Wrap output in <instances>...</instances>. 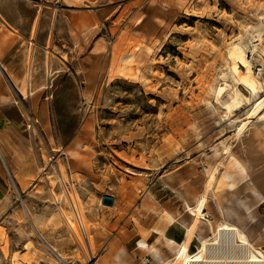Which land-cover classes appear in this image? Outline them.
<instances>
[{
    "label": "rangeland",
    "instance_id": "1",
    "mask_svg": "<svg viewBox=\"0 0 264 264\" xmlns=\"http://www.w3.org/2000/svg\"><path fill=\"white\" fill-rule=\"evenodd\" d=\"M0 27L22 90L41 89L18 101L34 172L27 191L12 186L0 212V264H60L43 240L66 264H90L64 218L74 215L69 193L98 264L117 262L127 241L123 264L152 263L135 249L137 236H162L169 223L184 236L181 226L194 220L187 206L205 194L208 222L222 220L221 206L245 215L237 201L264 220L263 115L238 137L240 120L264 99V0H0ZM236 45L257 97L237 81ZM254 234L264 252V228Z\"/></svg>",
    "mask_w": 264,
    "mask_h": 264
},
{
    "label": "bare ground",
    "instance_id": "2",
    "mask_svg": "<svg viewBox=\"0 0 264 264\" xmlns=\"http://www.w3.org/2000/svg\"><path fill=\"white\" fill-rule=\"evenodd\" d=\"M234 61V71L237 74V81L241 85H246L251 91L253 97L259 96L260 92L257 84L252 80L253 71L251 69V63L247 59L246 51L242 46L236 45L230 54ZM238 61L248 68V71L241 75L239 70ZM36 73L33 65L29 69V79L33 80ZM50 77V67L48 64V72L46 73V78ZM31 96L36 95L41 89H36L35 83H31ZM261 85V84H259ZM262 86V85H261ZM239 93L236 91L233 97L232 103L226 106L229 118L234 116V111L237 110L239 105ZM251 105V103H249ZM253 105V104H252ZM210 109L213 110L212 104L209 105ZM214 117L216 118V123L220 125L221 119L213 110ZM263 115L264 118V99H260L255 105H253L252 110L249 112L248 117L240 120L241 126L239 128L238 137H240L245 131L250 127V124L254 120L260 118ZM37 120H30V125L33 127L36 125ZM229 151V150H228ZM227 151V153H228ZM218 170L214 172L212 178L209 182L207 191L210 192L213 184L216 180V175ZM18 190V189H17ZM251 189V193L257 200L262 201L263 198L258 196ZM69 200L72 203L74 209L73 218H67L64 214V218L67 220L71 232L76 236L77 240L80 242L82 247H87L89 252L92 254L90 264H98L94 258V247L90 241L87 223L81 214L79 199L76 194H68ZM197 205L192 207L187 206V211L194 218L191 226L187 229L186 240L181 244H178L174 240H170L165 237L166 244L172 249H176V256L174 260L167 262V264H264V252L256 248L254 245V233L259 228H264V220L261 219L254 209L250 208L247 204L242 202L236 203L237 207L245 212V215L234 211L229 207L221 206V218L222 221L215 225L213 222H208L206 219L209 217L206 212L207 205L209 203V198L205 194L200 200L198 197L193 198ZM172 221L173 218H170ZM201 224L209 225L210 234L206 238L201 239V244L195 252L190 251V244L197 234L198 228ZM82 226V228H81ZM141 249L148 250L152 252L154 257L160 258V251L155 247H149L145 242H141ZM122 254H126L125 250H121L117 255V262L113 264H121ZM56 257L60 264H66V259L61 254L56 253Z\"/></svg>",
    "mask_w": 264,
    "mask_h": 264
},
{
    "label": "crops",
    "instance_id": "3",
    "mask_svg": "<svg viewBox=\"0 0 264 264\" xmlns=\"http://www.w3.org/2000/svg\"><path fill=\"white\" fill-rule=\"evenodd\" d=\"M1 32L5 31L0 27V212L5 209L6 200L12 193V186L18 189L19 192L27 191L30 186L29 181L34 172L31 166L27 121L18 103L19 100L24 103V100L31 98V91L24 92L22 90V88H27V86L24 83L25 79L15 74L16 58L13 57L14 47L9 45L6 48L7 45L2 44ZM4 36L6 37V35ZM18 84H24V87H19ZM23 105L26 107V104ZM181 229L184 231V236L182 237L175 235V223H169L165 227L162 236L157 232L151 233L147 238L138 235L133 245H135L134 247L137 251H143L144 254L150 256L152 260L150 264H167V262L174 260L176 249L167 246L165 237L182 244L186 240L188 228L181 226ZM203 231L200 226L190 244L191 252L193 249L197 250L201 244V239L205 235ZM198 232H200L199 235ZM141 242H145L149 247L159 249L160 258L154 257L153 253L148 250L141 249ZM129 243L130 241L125 243L123 250H125L126 254H122V264L124 261L123 257L129 255ZM56 253L60 254L59 250Z\"/></svg>",
    "mask_w": 264,
    "mask_h": 264
},
{
    "label": "water",
    "instance_id": "4",
    "mask_svg": "<svg viewBox=\"0 0 264 264\" xmlns=\"http://www.w3.org/2000/svg\"><path fill=\"white\" fill-rule=\"evenodd\" d=\"M102 204L108 207H113L115 205V199L111 197H104L102 199ZM43 242L53 253L56 254L55 250L45 240H43Z\"/></svg>",
    "mask_w": 264,
    "mask_h": 264
},
{
    "label": "built area",
    "instance_id": "5",
    "mask_svg": "<svg viewBox=\"0 0 264 264\" xmlns=\"http://www.w3.org/2000/svg\"><path fill=\"white\" fill-rule=\"evenodd\" d=\"M81 228H82V226H81ZM91 256H92V254H91ZM92 258V257H91Z\"/></svg>",
    "mask_w": 264,
    "mask_h": 264
}]
</instances>
